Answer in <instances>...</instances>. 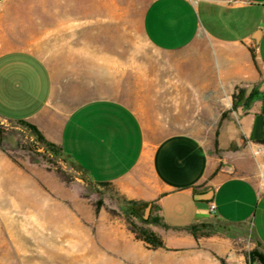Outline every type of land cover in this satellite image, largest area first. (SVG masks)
Here are the masks:
<instances>
[{"label": "crops", "instance_id": "obj_1", "mask_svg": "<svg viewBox=\"0 0 264 264\" xmlns=\"http://www.w3.org/2000/svg\"><path fill=\"white\" fill-rule=\"evenodd\" d=\"M141 25L160 52L196 51L187 73L193 93L200 79L201 91L226 95L233 105V95L244 90L213 145L187 134L156 138L138 113L115 99L64 112V97L55 98L58 86L64 94V67L59 71L35 50L15 46L1 15L0 118L37 126L93 182L151 205L168 229L153 227L164 247L120 231L109 241L111 264H248L236 239L222 233L196 238L188 227L216 218L249 224L264 247V0H151ZM0 169L45 168L21 166L0 151ZM88 229L77 215L65 227L82 236ZM74 243L87 252L88 241Z\"/></svg>", "mask_w": 264, "mask_h": 264}, {"label": "rangeland", "instance_id": "obj_2", "mask_svg": "<svg viewBox=\"0 0 264 264\" xmlns=\"http://www.w3.org/2000/svg\"><path fill=\"white\" fill-rule=\"evenodd\" d=\"M150 1L5 0L0 15L15 46L35 50L59 71L64 67V94L58 86L55 97H64V112L89 100L115 99L138 113L156 138L187 134L213 145L232 113L230 99L201 91L200 79L193 93L187 73L195 50L163 53L148 42L141 23ZM0 151L21 166L45 168L0 169V264H111L109 241L120 231L136 238L134 231L143 228L168 230L152 209L153 223H143L149 205L135 207L115 186L93 182L21 122L0 118ZM71 215L84 219L89 233L65 230ZM207 223L211 227L199 225L198 233L236 239L248 264L251 252L264 254L251 225L217 218ZM77 241H88L87 252L73 245Z\"/></svg>", "mask_w": 264, "mask_h": 264}, {"label": "trees", "instance_id": "obj_3", "mask_svg": "<svg viewBox=\"0 0 264 264\" xmlns=\"http://www.w3.org/2000/svg\"><path fill=\"white\" fill-rule=\"evenodd\" d=\"M243 98H244V90L243 89H240L238 93H235L233 95V105H232V109H231L232 111L237 109L238 105L241 103ZM19 122H21L22 124L27 126V128L35 136L36 141H38L40 144H42V145L54 150L55 153L58 154V155H64L65 154L63 152V149L60 146H58V145L50 142L48 139H46V137L37 128V126H35V125H33V124L29 123V122H26V121H19ZM261 143L264 144V139L261 141ZM102 184L103 185H110L109 183H102ZM130 203L133 206H135V207H141V208L148 205L145 202H137V201H130ZM141 219H142L143 223H145V224L153 223V219H151V218L144 219L143 217H141ZM199 225H201L202 227H205V228L211 227V225L208 224V223H202V224L192 225V226L188 227V231H190V233H192V235L194 237H196V238L210 236V234H207V233H205V234L198 233ZM213 232H217V231H213ZM134 233L136 234V238L138 240L144 241L151 248L164 247V242L160 238V236H158L155 232H153L151 230L143 228V229H141L140 232H135L134 231ZM259 243L262 245V243L260 241H259ZM249 257H250V263L251 264H254V262H256V261H259L261 264H264V254L260 253L257 250L251 252ZM224 264H225V262H224Z\"/></svg>", "mask_w": 264, "mask_h": 264}, {"label": "water", "instance_id": "obj_4", "mask_svg": "<svg viewBox=\"0 0 264 264\" xmlns=\"http://www.w3.org/2000/svg\"><path fill=\"white\" fill-rule=\"evenodd\" d=\"M200 196H201V197H204L205 195H200ZM150 210H151V205H149V206L146 208L144 219H148V216H149Z\"/></svg>", "mask_w": 264, "mask_h": 264}, {"label": "built area", "instance_id": "obj_5", "mask_svg": "<svg viewBox=\"0 0 264 264\" xmlns=\"http://www.w3.org/2000/svg\"><path fill=\"white\" fill-rule=\"evenodd\" d=\"M216 207L214 205L211 206V210L214 212Z\"/></svg>", "mask_w": 264, "mask_h": 264}]
</instances>
